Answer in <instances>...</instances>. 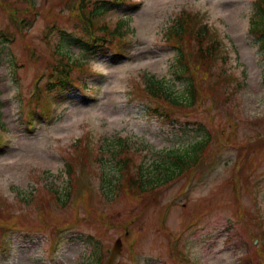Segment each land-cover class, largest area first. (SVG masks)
I'll return each mask as SVG.
<instances>
[{
    "label": "rangeland",
    "instance_id": "374dc122",
    "mask_svg": "<svg viewBox=\"0 0 264 264\" xmlns=\"http://www.w3.org/2000/svg\"><path fill=\"white\" fill-rule=\"evenodd\" d=\"M255 1L113 5L105 18L112 24L124 20L129 30L117 50L124 58L115 60L112 46L106 55L91 58V72L79 77L89 91L77 86L61 92L57 119L47 124L43 115L35 116L39 126L30 132L33 84L46 72L53 49L60 45L78 59L90 55L77 44L83 32L71 0H0L1 30L16 31L6 3L17 10V21L34 17L25 37L17 33L14 41L0 42V132L9 138L0 152V196L21 211L8 221L13 231L0 264H107L118 238L123 245L115 264H264L257 251L258 244L264 248V56L250 31ZM184 9L200 11L224 37L223 67L233 78L218 82L223 67L214 63L207 74L200 73L207 76L201 85L205 101L162 120L132 91L137 77L150 73L184 92L173 73L176 49L166 33ZM25 44L35 46L42 60L33 62ZM207 132L211 140L204 158L190 175L155 192L117 187L123 183L117 158L123 155L114 152L121 140L130 144L135 162L151 172L168 151L194 144ZM81 136L92 151L90 167L78 172L74 205L61 207L53 200L43 217L36 203L69 190V156L74 164ZM247 145L253 151L250 161L238 156Z\"/></svg>",
    "mask_w": 264,
    "mask_h": 264
},
{
    "label": "trees",
    "instance_id": "16d2710c",
    "mask_svg": "<svg viewBox=\"0 0 264 264\" xmlns=\"http://www.w3.org/2000/svg\"><path fill=\"white\" fill-rule=\"evenodd\" d=\"M91 1L71 0L72 9L76 10L78 8L83 13L82 16L78 14L79 19L76 22V26L82 24L83 29L81 30L86 32L83 36H76L77 44L85 52V55H90V57L96 53L106 52L109 46L113 48L123 39L124 34L127 32L124 26L125 21L119 22L114 27H109V23L103 21L102 23L104 25L99 27V30L103 31L100 35L91 33V26L94 22L96 23L97 19L109 11L112 3L122 4L129 0H95V5L90 8ZM3 7L9 12L12 22L16 25V31H0V42L12 41V38L18 32L25 37L26 30L31 26V20L34 17L25 15L24 21L19 24L16 18L17 10L8 3L5 6L3 5ZM89 8L90 12H87L86 10ZM173 21L174 24L169 26L166 33L168 36L167 39L176 49L173 73L175 77L182 81L184 92H176L164 78H158L155 74L150 73H144L137 77L134 85L135 89L132 91L133 97H143V100L147 102L148 112L150 111V113L159 116L163 120L176 118L185 107H195L203 103L205 98L201 97V85L207 80V76H202L200 73L207 74L209 68L219 61H221L222 68L226 60L223 55L222 39L216 31L212 30V26L208 21L200 18V13H192L184 9L178 13V16ZM250 31L255 37L259 52L264 56V0L255 1L254 10L250 18ZM61 43L68 47L70 45L69 42ZM25 47L28 50L29 58L33 62L42 60V56L38 53L35 46L25 44ZM63 48L57 45L52 51L51 58L45 60V76L50 89L54 86L63 88L73 86L74 83H78V79L72 74L73 71L76 70V73L83 74L91 70L88 66L89 57L87 59L73 58L70 53L63 51ZM65 55L67 58L64 57ZM42 76H44L43 72L37 74L38 78ZM232 78L231 73L225 67L217 74L218 82L221 83L226 80L229 81ZM80 87L84 89L85 85L80 84ZM208 134L210 133L207 132L205 138L196 141L194 144H189L181 150L175 149L168 151L164 159L162 158V162L160 164L156 163L160 168H156L155 171L151 172L145 171L142 163L138 165L135 163V158L129 152V145L124 143L126 140H121V148L114 152L115 157L118 156L117 154L123 155L117 158L119 172H121L117 178L123 182L117 184V187L119 190H122L123 187L127 191L136 189L138 192L147 193L155 192L166 184L177 180L196 165L210 138ZM254 136H259V133L254 134ZM74 151L76 153L74 164L71 161L74 158L73 155H71V158L69 156L68 161V172L72 176V181L68 186L69 190L54 195L51 201L41 199L36 203L38 212L43 217L47 214L46 207L53 200H56L58 206L61 207L69 205L75 193V165L78 163L80 166H85L90 163L88 156L91 151L83 143L75 145ZM252 153L253 151L250 145L243 146L239 149L240 158L248 161L252 158ZM155 172L157 173L152 175ZM27 204L30 207L31 204L28 201ZM15 209L16 207L9 204L5 197L0 196V239L11 229L8 221L15 214L21 213V211H16ZM99 259H102V255H100Z\"/></svg>",
    "mask_w": 264,
    "mask_h": 264
},
{
    "label": "water",
    "instance_id": "95a60500",
    "mask_svg": "<svg viewBox=\"0 0 264 264\" xmlns=\"http://www.w3.org/2000/svg\"><path fill=\"white\" fill-rule=\"evenodd\" d=\"M120 250H121V241L117 240V242L115 243V246L112 250L108 264H113L114 259L117 256V254L120 252Z\"/></svg>",
    "mask_w": 264,
    "mask_h": 264
},
{
    "label": "bare ground",
    "instance_id": "6f19581e",
    "mask_svg": "<svg viewBox=\"0 0 264 264\" xmlns=\"http://www.w3.org/2000/svg\"><path fill=\"white\" fill-rule=\"evenodd\" d=\"M85 73H87V72H85Z\"/></svg>",
    "mask_w": 264,
    "mask_h": 264
}]
</instances>
